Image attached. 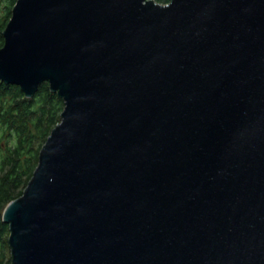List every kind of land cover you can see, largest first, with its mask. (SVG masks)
Masks as SVG:
<instances>
[{
	"label": "water",
	"instance_id": "95a60500",
	"mask_svg": "<svg viewBox=\"0 0 264 264\" xmlns=\"http://www.w3.org/2000/svg\"><path fill=\"white\" fill-rule=\"evenodd\" d=\"M2 38L64 103L11 264H264V0H16Z\"/></svg>",
	"mask_w": 264,
	"mask_h": 264
},
{
	"label": "trees",
	"instance_id": "16d2710c",
	"mask_svg": "<svg viewBox=\"0 0 264 264\" xmlns=\"http://www.w3.org/2000/svg\"><path fill=\"white\" fill-rule=\"evenodd\" d=\"M164 5L170 0H153ZM16 0H0L1 32ZM63 100L42 83L32 98L20 88L0 83V264H11L8 225L1 221L5 206L19 198L38 163L41 147L60 122Z\"/></svg>",
	"mask_w": 264,
	"mask_h": 264
},
{
	"label": "flooded vegetation",
	"instance_id": "af4514ba",
	"mask_svg": "<svg viewBox=\"0 0 264 264\" xmlns=\"http://www.w3.org/2000/svg\"><path fill=\"white\" fill-rule=\"evenodd\" d=\"M1 36H2V32H1ZM2 45H3V38H2V44H1L0 48L2 47Z\"/></svg>",
	"mask_w": 264,
	"mask_h": 264
},
{
	"label": "rangeland",
	"instance_id": "374dc122",
	"mask_svg": "<svg viewBox=\"0 0 264 264\" xmlns=\"http://www.w3.org/2000/svg\"><path fill=\"white\" fill-rule=\"evenodd\" d=\"M165 5V4H164ZM9 236V235H8Z\"/></svg>",
	"mask_w": 264,
	"mask_h": 264
}]
</instances>
